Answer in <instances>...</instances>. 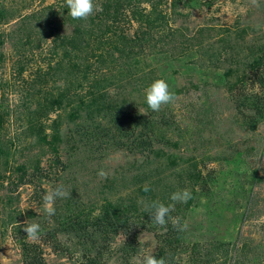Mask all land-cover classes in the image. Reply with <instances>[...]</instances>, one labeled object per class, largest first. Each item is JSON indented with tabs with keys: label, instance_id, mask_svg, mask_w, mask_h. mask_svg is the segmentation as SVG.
Instances as JSON below:
<instances>
[{
	"label": "rangeland",
	"instance_id": "rangeland-1",
	"mask_svg": "<svg viewBox=\"0 0 264 264\" xmlns=\"http://www.w3.org/2000/svg\"><path fill=\"white\" fill-rule=\"evenodd\" d=\"M102 1L94 0L100 10L82 20L86 33L77 49L61 43L65 36L80 39L65 0H0V264H23L28 242L40 244L35 253L45 264H77L85 249L82 235L60 233L57 241L42 243L44 231L30 240L23 227L37 222L53 231L63 213L78 207L89 209L93 222L109 204L128 209L132 222L139 216L141 246L126 253L118 250L127 244L125 235L106 241L99 237L88 242L92 248L93 243L107 248L98 264H142L144 256L164 244L161 238L173 226L172 217L187 223L174 264H264V121L253 129L244 125L234 101L243 87L264 91L251 53L264 49V0H164L157 7L167 22L150 33L127 13L150 10L152 2L112 0L125 4L127 19L117 34L137 38L132 47L114 31L102 33L105 23H91L100 13L104 17ZM117 46L125 47L122 54ZM64 48L77 55L71 60L81 62L92 53L104 54V59L91 58L89 65L74 68ZM158 78L167 81L176 98L154 112L146 104L145 89ZM96 79L109 99L119 100L123 125L136 113L153 119L142 131L149 139L139 138L152 141L149 149L141 150L123 136L95 140L79 133L78 142L68 115L96 98ZM54 100L58 102L52 104ZM104 114L97 121L106 123ZM54 119L61 122L59 156L47 141H38L35 130L42 120L51 140ZM141 130L139 125L137 136ZM100 169L106 178L97 174ZM60 184L70 195L57 198L55 215L48 217L43 196ZM145 185L146 193L141 190ZM183 189L191 199L170 200ZM153 201L175 204L166 230L141 212ZM151 222L154 230L148 229ZM210 241L217 255L189 257L193 245ZM56 243L68 247L55 250Z\"/></svg>",
	"mask_w": 264,
	"mask_h": 264
},
{
	"label": "trees",
	"instance_id": "trees-1",
	"mask_svg": "<svg viewBox=\"0 0 264 264\" xmlns=\"http://www.w3.org/2000/svg\"><path fill=\"white\" fill-rule=\"evenodd\" d=\"M152 2V9H136L132 10L131 12H128V16L130 13H132L133 16L137 19L139 22V25L142 27L144 25H147L148 31L150 33L151 29L157 28L163 29V24L167 22L166 16L164 15L163 10L159 9L157 7V4L163 3L164 0H148ZM102 5H104V17H102L100 14L97 16H94L93 18H90L91 23H95L96 20L98 22L105 23V30L102 31V33L112 32L116 35L114 36H121L123 39L126 40V45L128 46H136L137 38L131 39L128 36H122L118 35L117 32L120 30L121 23L125 22L127 19L126 16V9H123L124 2L117 1V3H114L112 0H105V2H101ZM176 4V3H175ZM177 5V4H176ZM77 25L75 27V36L80 38L76 39H68V37H64L63 40H61L62 45H72V47L80 49L81 42L83 41V38H81V34H85V25L83 24L82 20H77ZM96 34V28L93 26V31ZM147 35L141 37V39H147ZM169 37V34L167 33L161 39L163 40L164 37ZM59 39V38H58ZM99 39V37H98ZM60 40V39H59ZM101 43V41H100ZM105 43V42H104ZM69 47V46H68ZM70 48V47H69ZM117 50H119L122 54V52L125 50L124 48H120L119 46L116 47ZM254 48V47H253ZM255 49V48H254ZM262 51V54L258 53V51H255L251 49L252 56L255 57V62L259 65V70H253L255 72V75L258 80H261L260 83L264 86V49H260ZM134 51V49H132ZM70 50L67 48H64V54L66 56H70V60L74 57H77V55H70ZM250 53V54H251ZM104 54H94L92 53V56H85L82 58L83 60H71L70 64L77 68L78 66H81V63H86V65H89V60L91 58H97L99 60H103L104 57L102 56ZM103 58V59H102ZM112 61V60H111ZM107 61L106 62H111ZM96 83H93L95 86H98V95L95 99H92L86 108L82 109V107L73 108L70 112V115L68 117L75 123L74 127V133L78 136V142H79V133H82L81 135H84L88 138H91L93 136L96 139L106 138L105 140L109 139H116L121 137H127L130 139L132 143H137L136 146H140L141 148L144 147L145 149H149V147L152 146V141H149L148 143H142L139 142V138L142 139H149V137L144 138L142 131H144L147 126L153 121V119L146 118L142 114L139 115L136 113V116L130 115L128 118H126V121H128V126L123 125L124 119L121 117L122 109L120 108L121 105L119 104V100L116 99L118 102H114L112 100V97L109 99L107 92L101 90L100 85H102V81L96 79ZM259 82V81H258ZM250 88L243 87L242 93L238 90L236 92V96H234V101L236 103L237 110L244 116V125H250L251 128H255L258 124H260L262 121H264V91L261 93L257 92L253 89L249 91ZM58 102V101H57ZM56 100L52 104L57 103ZM122 103L125 102V100H121ZM81 110L84 111V114H81ZM102 112H105L103 117L107 120L106 123H102L100 121H97V115H101ZM50 115V114H49ZM47 114V116H49ZM109 116V118H107ZM99 117V116H98ZM62 118V116H61ZM76 119L82 120L79 122ZM52 124L49 125L51 128H53V134L52 139L47 140V137L49 136L46 133L47 125L40 120L35 125L36 133L38 134V141L48 142V144L52 147L54 153L56 156H59V141L61 140L60 136V127L61 122L60 119H54L52 120ZM119 122V123H118ZM84 123V124H82ZM139 125H142L143 130L139 132V136L136 134L137 127ZM47 126V127H46ZM114 130V132L112 131ZM109 133H112L111 137ZM75 136V135H74ZM104 140V141H105ZM122 141V140H120ZM144 142H147V140H144ZM126 144V143H125ZM143 150V148L141 149ZM195 166V165H194ZM196 167V166H195ZM189 171V170H188ZM192 172L187 173V177L192 179ZM197 179L201 178L202 175L197 172V175H195ZM142 192L146 193L144 191V188L141 189ZM193 193V192H192ZM154 209L149 208L148 210L141 211L142 214L147 217L151 218L152 212ZM90 212L89 209L86 208H76V209H68L67 212L63 213L62 218L59 217L57 219L58 226L56 228H53L52 230H47L46 228L41 229L40 234L43 233L45 237L43 238V242L50 239H58V236L60 233H66V234H77L82 235L84 239L82 240V244L84 245L85 249L84 251L79 254V257L76 261L77 264H98V258L99 254L102 252H105L104 250L107 249L106 247L104 250H100L99 247L93 243L92 246L94 248L89 246L88 242H93L99 237H103V240L106 241L108 238L114 239L118 235H125L126 239H128L127 244L121 246L118 250L124 251L126 253H134V251H138L139 246H141V242L138 240L139 238V232L140 230H137L136 222L139 219V216L135 215V219L132 222V217L130 215V211L126 208L114 206L112 204H109L105 209L104 212L94 220L93 222H89L90 220ZM59 216V215H58ZM169 218V217H168ZM142 221V220H141ZM182 221H180V224H182ZM142 223H145V221H142ZM94 228L93 230H90V228ZM146 228H148L146 226ZM169 232H166V236L161 238L164 242V244L157 249L155 253L152 255L156 256L157 258L163 257L165 264H174L175 258H176V249L178 241L180 240L181 236V230H178L174 226H169ZM148 229H153L152 222L151 226ZM24 242V241H23ZM204 245H208V247H204ZM37 246H40V244H36L34 242H28L25 244L24 249H27L26 252H24L23 257V264H45L40 254L35 253V250L37 251ZM55 250L60 249H66L67 245H59L56 243V246L53 245ZM217 246L213 242L204 243L201 245H193L192 251L190 252V258L195 260L201 256H213L215 253L217 255L218 250L216 248ZM96 252L93 254V252ZM227 251L224 252V255H227ZM131 254V255H132ZM133 256V255H132ZM238 255L234 256V260H236ZM210 259L211 258H207ZM207 259L203 260V263L207 261ZM237 262V261H236ZM235 262V264H236ZM224 264V263H223ZM226 264V262H225Z\"/></svg>",
	"mask_w": 264,
	"mask_h": 264
},
{
	"label": "clouds",
	"instance_id": "clouds-1",
	"mask_svg": "<svg viewBox=\"0 0 264 264\" xmlns=\"http://www.w3.org/2000/svg\"><path fill=\"white\" fill-rule=\"evenodd\" d=\"M65 5L68 15H70L73 20H87L94 14V12L100 10L99 6L94 2V0H65ZM175 98L176 97L174 91L170 89L167 81L161 78H158L151 82V84L148 85L145 89L146 104L148 108L154 112L160 111L162 106L173 103L175 101ZM97 174L102 178L107 177V173L103 169H100ZM144 191H149L147 185H145ZM69 195L70 193L64 189V186L62 184L57 185V187L48 191L43 196L44 213L48 217L54 216L56 211L54 203L56 199L65 198ZM189 199H191V193L187 189L178 190L170 195V200L173 202L186 203ZM149 207L151 209H154L151 215L152 220L157 225L165 227L166 230V225L168 223V220L166 218L169 216V213L174 210L175 204L172 203L165 205L163 202L153 201ZM171 223L178 230L187 228L186 222L183 225L180 224L179 217H172ZM23 230L26 232V236L28 239L37 240L39 239L41 226L39 223L33 222L23 227ZM142 264H165V261L163 257L157 258L154 255L148 254L144 256Z\"/></svg>",
	"mask_w": 264,
	"mask_h": 264
}]
</instances>
